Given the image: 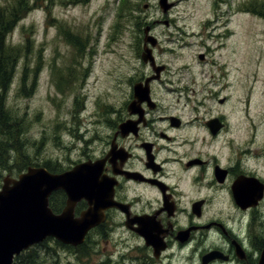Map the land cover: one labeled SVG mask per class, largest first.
<instances>
[{"label": "flooded vegetation", "instance_id": "obj_1", "mask_svg": "<svg viewBox=\"0 0 264 264\" xmlns=\"http://www.w3.org/2000/svg\"><path fill=\"white\" fill-rule=\"evenodd\" d=\"M182 1L168 0L164 10L158 0L145 17L129 20V63L112 100H89L85 91L97 83L90 81L97 36L64 32L75 59L52 78L73 89L65 122L81 121L87 132L69 142L64 159L40 165L52 173L81 163L101 169L104 220L80 245H67L80 264H264V93L253 116L245 58L233 60L245 53L244 20L237 48L230 44L236 27L219 15L234 5L246 13L250 3L247 12L264 18V0H209L205 14L213 16L206 18L181 16ZM121 20H113L114 29ZM52 98L61 107L62 99ZM67 199L55 190L49 206L60 214ZM90 207L81 198L74 215ZM103 239H115L118 249L92 262Z\"/></svg>", "mask_w": 264, "mask_h": 264}, {"label": "rangeland", "instance_id": "obj_2", "mask_svg": "<svg viewBox=\"0 0 264 264\" xmlns=\"http://www.w3.org/2000/svg\"><path fill=\"white\" fill-rule=\"evenodd\" d=\"M13 1L0 0V6L7 7L5 4ZM234 1L236 3L238 0ZM249 1L254 2L247 0L246 4ZM208 2L209 0H183L178 11L181 16L211 17L213 13L205 14ZM30 3L34 4L35 0H30ZM151 5L155 10L158 7V0H38L36 7L16 23L8 39L13 45L27 46V67L24 66L23 57L9 88L7 105L20 116V128L26 136L22 144L21 141H17L11 142L8 148L0 147V188L5 176L10 174L14 177L26 170L22 157L27 162V167L36 163L40 165L54 157L61 156L64 159L69 142H78L82 139L81 132L83 134L87 132L81 126V121L72 125L65 122L69 117L68 104L72 101L73 89L57 87L52 78L53 72L75 59L68 51L70 47L64 35L65 30L70 29L83 37L97 36L98 52L93 58V76L90 78V81L94 83L97 80V83L94 86H87L85 91L90 96L89 100H93L94 95L97 99L100 97L112 100L109 97L114 96L115 89L112 86H115V79L129 63L125 44L130 30L124 29L130 25L129 20H140L141 17H145L144 12H147ZM250 8L251 4L248 3L247 11ZM247 11L244 13L234 5L230 7L229 13L226 7L224 11L221 8L219 15L223 20H227L228 17L230 24L236 27V36L230 44H235L237 48L243 31V28L238 27L244 20L245 47L241 48H245V53L243 55L236 52L234 54L236 59L233 60L238 65V61L245 58L247 86L254 90L251 111L254 116V105L259 93H264V18ZM119 12L120 18L117 16ZM113 20H121L116 29L113 27ZM109 37H114V41H111L110 47H106ZM23 77H26L28 86L25 89L28 90V94L22 92ZM53 96L62 99L61 107L54 101ZM80 107V104L76 105V111ZM261 131L264 133V126H261ZM86 140L91 141L92 136L88 135ZM76 155L77 153H74V157ZM49 241L46 242V245L50 246L46 248V264L57 261L58 264L70 262L80 264L79 253L70 249L65 250ZM117 246L119 244L115 239H103L92 256V262L101 256L114 253L118 249ZM44 247H40L39 250L43 251Z\"/></svg>", "mask_w": 264, "mask_h": 264}, {"label": "water", "instance_id": "obj_3", "mask_svg": "<svg viewBox=\"0 0 264 264\" xmlns=\"http://www.w3.org/2000/svg\"><path fill=\"white\" fill-rule=\"evenodd\" d=\"M159 5L166 10L172 3L159 0ZM120 127L125 128V124ZM100 171L95 163H81L61 173L29 166L18 177L5 176L0 188V264H12L15 255L48 237L74 246L81 244L88 230L104 220L98 202L107 186L98 181ZM58 189L64 190L68 199L63 212L55 214L49 197ZM81 198L88 199L91 207L76 217L74 206Z\"/></svg>", "mask_w": 264, "mask_h": 264}, {"label": "trees", "instance_id": "obj_4", "mask_svg": "<svg viewBox=\"0 0 264 264\" xmlns=\"http://www.w3.org/2000/svg\"><path fill=\"white\" fill-rule=\"evenodd\" d=\"M37 1L38 0H35V3L31 4L30 0H14L13 2L5 4L7 7L0 6V147L3 146V148H8L11 142L16 143L17 141H21L22 144V140H24V137L26 136L25 133H22L20 128V116L8 108L7 100L9 88L16 76L23 57L25 58L23 62L24 66L27 67V46L13 45L9 41L8 36H10L16 23L36 7ZM118 16V18L121 17V12H119ZM22 86V92L28 94V90L26 91L25 89L28 86L26 83V77L22 78ZM32 87L33 84L31 85V90ZM17 161H19L18 157ZM22 161L25 167H27V162L23 157ZM9 163H11L10 160ZM46 242L47 241L38 246L31 247L21 253L16 257L14 264H46V248L50 247L49 245H46ZM49 242L65 250H68L71 247L56 240ZM43 246H45L44 250L40 251L39 248ZM52 264H58V261Z\"/></svg>", "mask_w": 264, "mask_h": 264}]
</instances>
